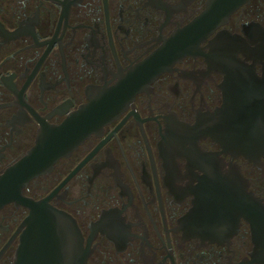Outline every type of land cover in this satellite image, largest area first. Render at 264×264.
<instances>
[{"label": "flooded vegetation", "instance_id": "af4514ba", "mask_svg": "<svg viewBox=\"0 0 264 264\" xmlns=\"http://www.w3.org/2000/svg\"><path fill=\"white\" fill-rule=\"evenodd\" d=\"M0 193V264H264V0H0Z\"/></svg>", "mask_w": 264, "mask_h": 264}, {"label": "water", "instance_id": "95a60500", "mask_svg": "<svg viewBox=\"0 0 264 264\" xmlns=\"http://www.w3.org/2000/svg\"><path fill=\"white\" fill-rule=\"evenodd\" d=\"M6 195L0 193V205L6 200ZM246 204L248 205L249 211H257V205L258 201L250 194L248 193L246 195ZM73 252H75V248H73ZM15 264H20L18 262V259L15 260Z\"/></svg>", "mask_w": 264, "mask_h": 264}]
</instances>
